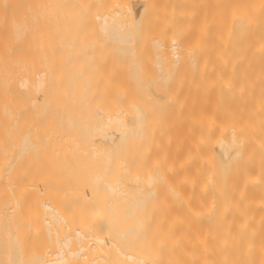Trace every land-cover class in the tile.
<instances>
[{
  "label": "bare ground",
  "instance_id": "6f19581e",
  "mask_svg": "<svg viewBox=\"0 0 264 264\" xmlns=\"http://www.w3.org/2000/svg\"><path fill=\"white\" fill-rule=\"evenodd\" d=\"M156 191L264 206V0H0V264H188Z\"/></svg>",
  "mask_w": 264,
  "mask_h": 264
},
{
  "label": "rangeland",
  "instance_id": "374dc122",
  "mask_svg": "<svg viewBox=\"0 0 264 264\" xmlns=\"http://www.w3.org/2000/svg\"><path fill=\"white\" fill-rule=\"evenodd\" d=\"M135 189V191H137L136 189H138V188H134ZM134 189H131V193H133L132 192V190H134ZM139 189H142V191H145L144 189L145 188H139ZM138 189V191H140ZM128 191V190H127ZM137 191V192H138ZM142 191H141V193L140 192H138V193H140V194H143L142 193ZM125 192V191H124ZM123 192V193H124ZM161 192V194H157V193H160ZM160 192H158V191H156V192H153V195L154 194H156V196L158 195V197L159 196H161V197H163V198H161L160 199V197L158 198H156V199H158V205H157V210H156V208H154V207H156V205H154V202H157V200L156 201H154V200H152L151 199V201L153 202V205H154V207H153V209H151L150 210V213L148 212L149 211V207H152V206H150L149 205V200L147 199V201L149 202V203H147V201L145 202L146 203V208H148V211H147V209H146V214H147V212H148V214H150V215H154V214H156L157 212H158V210L160 209V208H162L161 206L159 207V204L160 205H166V202L168 203V205H169V207H168V205H166L165 207H167V208H165L164 210H168L167 212L165 211V213H163L164 211L163 210H161L160 209V211H162L161 212V214L162 215H160L159 213V215L158 214H156V216H151L152 218H155L156 220H159V219H157V217H164L165 218V222H162L161 221V223H160V225L163 227V226H165L164 224L162 225V223H166V222H169L168 224H169V227L170 226H172V224L174 223V225H175V227L174 226H172V227H174V228H172V227H170V229L172 228V230L171 231H173V232H171L170 230V233L172 234H168V233H166V231L163 229V228H166L167 227V225L165 226V227H163V228H160V229H163V231H165L164 233H166V234H168V235H163L162 233H163V231H161L160 232V229H159V232H160V235H162V237L163 236H166L167 237V239H169V240H171V242L174 240V238H175V240L177 241V243L179 242V239H180V241H181V239H183L182 241H181V243L183 244H185L186 246L188 245V247H189V244H190V246L191 247H193L192 249H194V248H196V246H198V247H203V244L205 243V241L207 240V238H210L211 237V235H209L211 232H212V236H215L216 234H217V236H219V233H214L215 231L216 232H222L223 233V235H232L233 234V236H230L231 237V240H233V238L235 237L236 239H237V241L235 240V238H234V241H236L237 242V246H238V244L240 243V245L238 246V247H243L244 248V246H247V245H250L251 244V246L247 249V250H249V251H245V249H243V253H239V251L237 250V249H239L240 250V248H238L237 246H236V242H234V241H232L231 243L232 244H230L229 242H227V241H225V240H227V239H225L227 236L225 235L224 237L225 238H223L222 236L223 235H220L221 236V240H224L225 242L224 243H229V244H227V245H222V244H224L223 242H220L221 240H219L218 238H217V236H215L217 239H215V237H212V238H210L212 241L209 243V240H207V242L209 243V245H208V243L206 244V245H208L209 246V248H208V250L209 249H211V247H213V249H214V247H215V250L213 251L212 249L210 250V254L212 253L213 255H214V253H216L217 252V250H218V252L214 255V258L212 257L213 255H211V257L213 258V259H211V261L212 260H214V262H215V258H216V255L218 256L217 258H216V260L220 257L219 256V254L222 256V257H220L218 260H219V262L221 263V262H224L223 264H234V261H233V259H236L235 257H238L237 259H236V261L237 262H239V264L241 263V264H264V206L261 208L260 206L258 207V205H256L257 206V208H255V207H251V206H249L250 204H248L247 206L245 205V204H243V203H241V204H239L238 206H237V202H235L234 204L236 205H234L233 203H225V202H219V203H221L220 205H219V203H217L216 204V202H217V198H215L214 197V193L212 194V193H210V192H187V191H177V192H168L167 193V191H166V193L167 194H165V191L163 192V191H160ZM128 193V192H127ZM134 193H136V192H134ZM137 193V194H138ZM145 193H147V191L145 192ZM144 193V194H145ZM164 193V194H163ZM126 194V193H125ZM167 195V196H166ZM165 196V197H164ZM170 199L169 201H168V199ZM165 200V203H164V200ZM213 199H215V200H213ZM167 200V201H166ZM173 200V203L171 202ZM159 201H161V202H159ZM163 201V202H162ZM215 201V202H214ZM172 203V204H171ZM214 203H215V205H218V206H215L214 205ZM224 205H227V204H230V205H232V206H230V208H229V205H228V207L226 206V208H223V207H219V206H223V204ZM148 205V206H147ZM152 205V204H151ZM162 205V206H163ZM172 205V206H171ZM233 205H234V207H233ZM245 206V207H242V206ZM253 205V204H252ZM171 206V207H170ZM254 206V205H253ZM262 206V205H261ZM175 208V209H173V208ZM216 207H218V208H216ZM171 209H173V210H171ZM153 210V211H152ZM170 210V211H169ZM172 211V212H171ZM219 211V212H218ZM156 212V213H155ZM172 213V215L171 216H169V213ZM176 212V213H175ZM168 215H167V214ZM173 214H175V215H173ZM193 214H195V215H193ZM183 215V216H182ZM221 215V216H220ZM149 216V215H148ZM174 216H178V220L180 219L179 218V216L181 217L182 216V218H181V220L183 221H181V223H177V222H173V221H176L177 220V218L176 217H174ZM190 216V217H189ZM167 217V218H166ZM173 218V220H172V222L173 223H171V218ZM183 217H184V219H183ZM186 217V218H185ZM188 217H189V220H188ZM217 217V218H216ZM170 218V219H169ZM175 218H176V220H175ZM161 219V218H160ZM206 219H208V220H206ZM217 219V220H216ZM244 219H246L245 221L247 222V224H245L246 222L244 221ZM247 219H250V221L249 220H247ZM162 220H164V219H162ZM169 220V221H168ZM186 220V221H185ZM215 220H216V222H215ZM241 220V221H240ZM154 220H150L149 222H146L144 225H145V227H149V229L147 228V229H145L146 231L145 232H147V233H150V231L152 232V230L154 229V226L156 225H158L156 222H153ZM188 221V222H187ZM213 221V222H212ZM242 221H243V223H242ZM179 222V221H178ZM199 222H201V223H199ZM241 222V223H240ZM156 223V224H155ZM199 223V224H198ZM207 223H208V225H207ZM213 223H215V224H213ZM146 224L148 225V226H146ZM153 224H155L154 226H153ZM239 224V225H238ZM245 226H244V225ZM153 227V229L152 230H150L151 228L150 227ZM155 226V227H156ZM239 227V229L241 230H239L238 232H237V230H238V227ZM144 227V228H145ZM169 227H167L166 228V230H168L169 229ZM185 227V228H184ZM144 228H143V230H144ZM158 227H156V229H157ZM215 228V229H214ZM221 229V230H219V229ZM156 229H155V231H156ZM174 229V230H173ZM214 229V230H213ZM251 229V231H252V234L254 235H251L250 233H251V231H250V235L249 236H252L251 238L253 239H251V238H249V239H247V235H246V233L247 232H249L248 230H250ZM148 230H149V232H148ZM184 230V231H183ZM217 230H219V231H217ZM247 230V231H246ZM154 231V230H153ZM158 231V230H157ZM179 231V232H178ZM204 231L206 232V233H204ZM214 231V232H213ZM225 232V234H224V232ZM244 231V232H243ZM177 232V233H176ZM187 232V233H186ZM227 232V233H226ZM239 232H241V234H242V236H241V234L239 233ZM157 233V232H156ZM213 233H214V235H213ZM221 233V234H222ZM235 233V234H234ZM236 233L238 234H240L239 236L240 237H242V241H238L239 240V236H238V238H237V235H236ZM258 233V234H257ZM152 234H154L155 235V233H152ZM205 234H207V235H205V237H206V240H204V242H202V240L201 239H205V237H204V235ZM260 234V235H259ZM157 235H159V233L157 234ZM174 235H175V237H174ZM202 235H203V238H202ZM209 235V236H208ZM235 235V236H234ZM244 235H246V236H244ZM258 235H259V237H258ZM181 237V238H178V237ZM184 236V237H183ZM248 236V237H249ZM178 239H177V238ZM198 237V238H197ZM230 237H227V238H229L230 239ZM246 237V238H245ZM163 238H165V237H163ZM195 241V243L197 242V243H199V242H201L199 245L197 244H194L193 242V240ZM213 238H214V240H216L217 242H215V243H217V244H214V240H213ZM191 239V240H190ZM228 239V240H229ZM248 241V240H252V242L251 241H249V242H251L250 244H247V245H242V244H245L246 242V240ZM174 240V241H175ZM186 240H190V242L188 241H186ZM199 240H201V241H199ZM230 240V241H231ZM175 241V242H176ZM184 241H186V242H184ZM192 241V242H191ZM199 241V242H198ZM218 241H219V243H218ZM170 242V243H171ZM175 242H173L172 244H170L169 245V243L168 242H166V244L168 243V245H169V248H166L165 246V248L164 247H162V245H161V249L163 248V249H167L166 250V254L164 253V251H160L159 253H164V255H166L167 256V251L169 252H171V251H173V253L171 252V255H172V257H174V255H175V257L173 258V259H175V261H177L176 260V255H177V252H179V253H182L183 251H181L180 252V250H181V248H180V250L178 251V249H176L177 248V244L175 243ZM239 242V243H238ZM243 242V243H242ZM248 242V243H249ZM175 243V244H174ZM180 242L178 243V245L179 244H181ZM188 243V244H187ZM194 244L193 246L191 245V244ZM203 243V244H202ZM222 243V244H221ZM181 244V246H183ZM171 245H175L176 247H173V246H171ZM184 245V246H185ZM211 245V246H210ZM215 245H217V246H215ZM218 245H220V246H218ZM228 245H230V246H228ZM231 245H235L234 247H237V248H235V249H233V246L231 247ZM180 246V247H181ZM185 246V247H186ZM195 246V247H194ZM207 246V247H208ZM223 246H225L224 248H223ZM228 246V247H227ZM253 246V247H252ZM188 247L187 248H185V249H188ZM191 247H189L190 249H191ZM206 247V246H205ZM219 249H218V248ZM222 248V250H224L225 248H227V249H229V250H227V249H225L224 251H226V252H223L222 250H221V248ZM242 247H241V250H242ZM253 249H252V248ZM200 248L197 250L198 252H199V254L201 253V250H204L203 248L200 250ZM170 249V250H169ZM176 249V250H175ZM185 249H184V251H185ZM234 251H233V250ZM175 250V251H174ZM183 250V249H182ZM207 250V249H206ZM205 250V251H206ZM207 250V251H208ZM231 250H232V252H231ZM235 250L236 251H238L237 253H235ZM240 250V251H241ZM253 250H254V252H256V253H254L253 252ZM159 251V250H158ZM177 251V252H176ZM186 251H188V250H186ZM193 252V250H189V252L192 254V256H186L187 254L185 253V252H183L182 254H186V255H182V254H178L179 256L180 255H182V257H184V259L183 260H181L179 257H178V260H180L181 262H185V263H188V261H185V260H187V257H188V259H190V261H191V263L193 264H200L201 263V261L203 260L202 258H204V256L203 255H201V257L202 258H200L199 259V257L200 256H197V255H199L198 254V252L196 251V250H194L197 254L194 256L193 255V253L195 254V252ZM214 253H213V252ZM222 251V252H221ZM229 251V252H228ZM170 252H169V254H170ZM227 252H228V254H227ZM242 252V251H241ZM249 252V253H248ZM252 252V253H251ZM204 253H206V252H204L203 251V254ZM208 253V257L209 258H211L210 257V254H209V252H207ZM206 253V254H207ZM223 253H225V255L227 254L228 256H225ZM229 253H232V255L230 254L229 255ZM233 253H235V255L233 254ZM240 254V255H237V254ZM206 254H204L205 255V259H208V257H206L207 255ZM242 254V255H241ZM246 254V255H245ZM164 255H162V256H164ZM171 255H169V256H171ZM188 255H190V254H188ZM248 255H249V257H248ZM197 256V257H196ZM230 256V257H229ZM231 256H233V259H231ZM244 256V257H243ZM262 258H260V257ZM181 257V258H182ZM186 257V258H185ZM191 257H194V258H197V259H193V260H191ZM227 257H229V258H227ZM254 257V258H253ZM223 259V261H222V259ZM246 258V259H245ZM248 258V259H247ZM252 258H253V260H252ZM163 259V260H162ZM162 259L160 260V261H163V264H165L164 263V258L162 257ZM202 259V260H201ZM231 259V260H230ZM168 261V260H171V258L169 259V257L168 258H165V261ZM197 260V261H196ZM209 260V259H208ZM221 260V261H220ZM238 260H240V261H238ZM166 261V262H167ZM173 262H175L174 260H172ZM190 261H189V263L188 264H190ZM193 261V262H192ZM196 261V262H195ZM199 261V263H197ZM204 261L205 260H203L202 261V263H204ZM229 261H231L230 263H229ZM235 261V262H236ZM209 262V261H208ZM207 262V264H209V263H212V264H215V263H213V262H209L208 263ZM219 262H217V263H219ZM176 263V262H175ZM177 263H178V261H177ZM201 263V264H202ZM206 263V262H205ZM222 264V263H221ZM235 264H238V263H235Z\"/></svg>",
  "mask_w": 264,
  "mask_h": 264
}]
</instances>
